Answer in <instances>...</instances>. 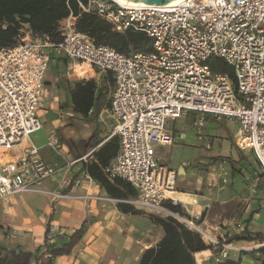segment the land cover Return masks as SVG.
Instances as JSON below:
<instances>
[{"label": "built area", "instance_id": "1", "mask_svg": "<svg viewBox=\"0 0 264 264\" xmlns=\"http://www.w3.org/2000/svg\"><path fill=\"white\" fill-rule=\"evenodd\" d=\"M78 7L107 22L114 32L145 34L152 49L125 55L97 45L89 34L77 30V15L71 11L57 22L58 42L46 35H39L42 42H32L31 30L22 24L19 31L25 27L26 34H18L12 46L0 49V152L6 157L0 155V199L31 193L51 202H139L162 212L164 202L176 203L169 194L177 172L164 166L155 147L178 143L179 135L169 123L189 112L199 114L193 121L198 132L205 116L236 125L235 148L250 153L257 164V171L244 174L249 191L255 193L264 179V0H182L169 8L87 0L78 1ZM53 53L66 60L78 81L98 85L101 77H111L108 111L114 125L104 140L117 136L118 149L101 171L110 182L128 183L136 199L70 192L72 187L96 183L82 163L99 144L80 158L68 159L55 128L48 129L41 146L30 139L42 126L40 112L47 101L44 76ZM214 58L230 66L232 78L211 70L209 62ZM42 148L53 155V164L42 159ZM45 182L55 188H45ZM194 229L209 247L214 264H222L231 252L264 249V242L240 247ZM62 236L61 226L49 218L45 241L57 245Z\"/></svg>", "mask_w": 264, "mask_h": 264}, {"label": "crops", "instance_id": "2", "mask_svg": "<svg viewBox=\"0 0 264 264\" xmlns=\"http://www.w3.org/2000/svg\"><path fill=\"white\" fill-rule=\"evenodd\" d=\"M188 116L189 114L182 120H175L177 124L169 123V128L179 135L178 130H181L182 123L193 125L194 119L188 120ZM210 137L204 147H210V143L214 141L213 136ZM223 138L233 143L232 137L224 136ZM42 144L36 145L41 146ZM42 149L40 150L42 159L48 164H53L55 161L53 155L46 148ZM68 156H70L69 153ZM229 157L232 158L230 159L234 164H237L247 156L242 152L241 154L236 152L233 148L229 150ZM200 163L209 162L201 160ZM78 166L79 163L76 167ZM180 166L175 169L176 172ZM236 166L239 170L243 168L240 164ZM181 167L184 172L176 176L174 191L169 196L192 220L200 216L199 227L202 230L212 236L227 239L240 232L236 227V224L240 222L243 224L242 231L264 235V211H259L261 206L264 207V179H260L258 189L254 193L256 195L259 191V197L248 198L243 197L242 193L224 188L227 181L222 182L224 178L219 177V171L227 169L225 161L223 164L214 163L206 170L200 169L199 174ZM253 171H257V168L254 167L245 174ZM44 187L55 188L50 182H45ZM85 191L105 194L97 183L82 184L70 189L73 194ZM31 197L20 196L18 199L14 197L7 199L10 205L5 206L0 219V246L6 250L20 249L30 252L32 254L31 264H138L143 251L155 246L163 236L162 228L153 224L148 216L122 213L114 202H96L95 204L90 201L83 202V204L80 200H68L52 204L47 196L41 195L31 203H27ZM19 199L22 202L18 201ZM90 216L93 221L87 223L83 236L69 253L49 258L46 252L48 243L44 238L47 220L52 218L61 228H64L62 238L66 240ZM177 218L185 223L190 221L180 216ZM254 241L256 240L238 241L236 244L240 247H245L243 244L256 245L258 240L256 244ZM241 254V252H231L228 259L236 261L235 258H237V261L253 263L251 259H241L239 256ZM209 256L208 249L194 253L195 264H208Z\"/></svg>", "mask_w": 264, "mask_h": 264}, {"label": "trees", "instance_id": "3", "mask_svg": "<svg viewBox=\"0 0 264 264\" xmlns=\"http://www.w3.org/2000/svg\"><path fill=\"white\" fill-rule=\"evenodd\" d=\"M78 1L84 4L87 0H0V49L13 45L22 24H27L33 34L46 35L50 41L58 42L60 35L56 30L57 22L71 11L77 15V30L89 34L95 44L108 45L125 55L131 51H151V40L145 34L130 31L114 32L107 22L94 14L80 12ZM209 65L212 71L226 73L232 78L231 68L223 60L214 58L210 60ZM107 91L108 87L105 84L96 85L92 80L76 81L70 88V105L74 115L94 120V128L87 139L80 142L75 159L82 157L99 144L91 153L89 160L82 163V167L86 168L89 176L105 191L106 195L115 199H127L136 196V191L120 179L108 181L101 171V166L114 158L118 149L117 136H111L106 140L99 138L100 125L97 118ZM56 133L64 144H69V140L60 133L59 129H56ZM222 160L230 164L233 162L228 158L220 157L215 161ZM199 166L204 167L197 164V167ZM165 207L173 214L188 219V216L181 211L179 204L174 205L167 201ZM117 209L122 213L141 214L140 210L128 203L117 204ZM147 216L153 224L162 228L163 236L155 246L143 251L138 264H195L194 253L209 249L198 232L188 228L173 216L160 217L152 214ZM85 230L86 225L83 221L66 240L63 237L59 239L57 245L47 244L46 252L49 258L69 253ZM241 235L242 238L239 235H233L225 240L231 242L241 239L246 241L264 239L261 234H252L246 230H243ZM260 252L264 257V249H260ZM31 260L30 252L20 249L6 250L0 246V264H31ZM259 264H264V259Z\"/></svg>", "mask_w": 264, "mask_h": 264}, {"label": "rangeland", "instance_id": "4", "mask_svg": "<svg viewBox=\"0 0 264 264\" xmlns=\"http://www.w3.org/2000/svg\"><path fill=\"white\" fill-rule=\"evenodd\" d=\"M26 32L27 29L23 27L22 30L19 31L20 37L24 36ZM28 39L36 43L42 42L41 37L33 33L28 34ZM76 81L78 80L72 74L71 70L68 69L66 60L62 56L53 53L52 60L49 62L48 69L44 76V91L47 96V101L44 105V109L42 110V112H40L41 114L40 121L42 123V126L40 130L30 135V139L35 144H42L45 141L46 132L48 131L49 128L53 127L55 128V130L59 129L60 133L69 140V144L68 145L66 144L68 149L67 152L70 155L68 156V159H75L76 157L75 155H77L76 153L78 152L80 142L85 141L94 128L93 119L91 118L83 119L80 118L79 116L74 115V113L72 112L69 93H70L71 84H74ZM101 84H105L108 87L105 101L102 105V109L97 118V122L100 125L99 138L104 139L107 135L111 133L114 125V120L111 118L110 113L108 111V103H109L110 94L112 92L113 82L110 77L105 76V77H101L98 85ZM198 116L199 114L195 112H189V116L187 119L188 120L196 119ZM182 119L183 118L178 120H182ZM173 123L177 124L174 121H170V124ZM178 131H179L178 143L171 146L155 147L160 155L161 162L167 168L173 167L172 169L175 170L179 165H181L184 168H186V170L192 171L193 173L195 172V174H199L200 173L199 170L202 167L200 166L197 167L198 163L204 166L202 168L203 170H206L207 167L211 166L214 163L217 164L224 163L223 160L220 162L215 161L216 158L218 157L230 159L231 157H229V150L233 148L236 152L241 154V152H239L235 148L234 144L230 142L229 139L223 138L224 136L233 138L234 133L236 131V125L234 124L230 125L225 119L219 121L212 118L211 116H205L204 124L200 128L199 132L196 126L187 123H182L181 130ZM211 135L213 136L212 138L214 141L210 143V147H204L207 139L211 138L210 137ZM18 148L19 146L13 148L10 154L14 153ZM42 150H44V148ZM242 153L246 154L247 157H243V160H241V162H238L237 164L243 165V168L239 170V167L236 166L237 164L231 162L232 164L231 165L228 161H225L227 163V169L225 171L221 169L219 171V177L221 176V178H224L227 181V183L224 184L225 186L224 188L226 190L231 189L232 192L242 193L243 197H248V198L259 197L260 194L259 191H257L256 195H254V193H251L249 191L248 182L244 180L245 172L251 171L254 167L257 168V164L250 153L248 152H242ZM0 155H2V152H0ZM1 158L6 159V157H4L3 155ZM201 160H206L209 163H200ZM76 166L77 164L74 166V168H76ZM232 167H234V169H231ZM20 196L22 197L32 196L27 200V203H31V201H34L36 198H39L41 195L23 193V194H14L4 199H0V219L2 217L5 206L10 205L7 199L12 197L18 199ZM136 198L137 195L134 197H128L127 200L136 199ZM73 200H77V199H73ZM18 201L22 202L20 199ZM60 201H68V200H60ZM80 201H82V203L83 202L88 203V201H83V200ZM58 202L59 201L57 202L52 201V204L53 203L59 204ZM96 202H102V201H96ZM96 202L95 204H97ZM114 203L117 205L121 202H114ZM126 203L132 205L135 209L140 210L141 214H145L146 216L148 214H152L160 217L171 216L167 212V210H165L166 212L162 211L158 213V212H153L144 207L135 206L129 202ZM164 207H165V202H164ZM165 209L167 208L165 207ZM199 217L200 216L194 218L193 220L190 217H188V219L197 227H199ZM174 218L184 223L188 228L196 231V229L190 227L185 222L179 220L177 217ZM92 221L93 218L91 216L86 218L85 225H87V223H91ZM242 226L243 224H241L240 222L236 224V227L240 230V232L237 234L240 236V238H242L241 235V231L243 229ZM61 229L62 232H64V228L62 227ZM262 236L264 237V235ZM238 241H246V240L241 239ZM238 241L233 240L230 243H232L235 246H240L236 244ZM254 242L256 244L257 240ZM262 242H264V239L262 241H258L257 244H260ZM243 245L248 246L246 244ZM241 253L242 254L239 255L241 259L252 260L253 263L250 264H259L264 259L260 251L257 252L242 251ZM210 257L211 255L208 257L207 263L214 264L210 259ZM235 260L236 261H230L229 259H227L222 264H247L244 263V261L243 262L237 261V258H235Z\"/></svg>", "mask_w": 264, "mask_h": 264}, {"label": "bare ground", "instance_id": "5", "mask_svg": "<svg viewBox=\"0 0 264 264\" xmlns=\"http://www.w3.org/2000/svg\"><path fill=\"white\" fill-rule=\"evenodd\" d=\"M113 1L118 3V4H123V5L149 6V7H154V8H169V7H172V6L180 3L182 0H172V1H169V2H166V3H163V4H146V3L136 2V1H132V0H113ZM171 176H172V173H171ZM134 205L135 206H139V207H144V208H147V209L151 210L149 207L144 206V205H142L139 202H136ZM165 210H163V212H166ZM176 217H178V215H176ZM186 224L189 225L192 228H198L191 221H188Z\"/></svg>", "mask_w": 264, "mask_h": 264}, {"label": "water", "instance_id": "6", "mask_svg": "<svg viewBox=\"0 0 264 264\" xmlns=\"http://www.w3.org/2000/svg\"><path fill=\"white\" fill-rule=\"evenodd\" d=\"M136 2H141V3H146V4H163L172 0H132ZM183 168L180 166L179 169L177 170V174H183ZM169 214L173 217H176L175 214L169 211Z\"/></svg>", "mask_w": 264, "mask_h": 264}]
</instances>
